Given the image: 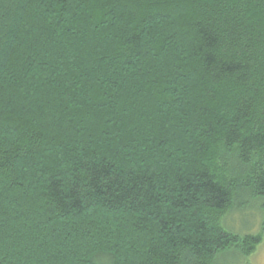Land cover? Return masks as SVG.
I'll return each instance as SVG.
<instances>
[{"label":"trees","instance_id":"16d2710c","mask_svg":"<svg viewBox=\"0 0 264 264\" xmlns=\"http://www.w3.org/2000/svg\"><path fill=\"white\" fill-rule=\"evenodd\" d=\"M263 233L264 0H0V264H221Z\"/></svg>","mask_w":264,"mask_h":264},{"label":"rangeland","instance_id":"374dc122","mask_svg":"<svg viewBox=\"0 0 264 264\" xmlns=\"http://www.w3.org/2000/svg\"><path fill=\"white\" fill-rule=\"evenodd\" d=\"M225 221L228 229L236 233L257 232L261 226V214L259 210L253 206H247L233 213ZM221 264H264V233L262 241L258 244L255 251L242 260L236 253L221 259Z\"/></svg>","mask_w":264,"mask_h":264}]
</instances>
